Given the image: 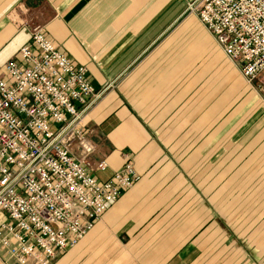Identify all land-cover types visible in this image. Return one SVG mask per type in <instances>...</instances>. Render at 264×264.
<instances>
[{"label": "crops", "instance_id": "obj_1", "mask_svg": "<svg viewBox=\"0 0 264 264\" xmlns=\"http://www.w3.org/2000/svg\"><path fill=\"white\" fill-rule=\"evenodd\" d=\"M33 25L105 90L98 177H140L51 264H264V103L199 20L179 0H0V67Z\"/></svg>", "mask_w": 264, "mask_h": 264}, {"label": "built area", "instance_id": "obj_2", "mask_svg": "<svg viewBox=\"0 0 264 264\" xmlns=\"http://www.w3.org/2000/svg\"><path fill=\"white\" fill-rule=\"evenodd\" d=\"M189 10L253 84L264 74V0H195ZM0 67V251L3 264H51L140 179L131 162L110 177L86 117L105 90L60 52L40 25ZM263 92L264 82L259 83Z\"/></svg>", "mask_w": 264, "mask_h": 264}, {"label": "rangeland", "instance_id": "obj_3", "mask_svg": "<svg viewBox=\"0 0 264 264\" xmlns=\"http://www.w3.org/2000/svg\"><path fill=\"white\" fill-rule=\"evenodd\" d=\"M195 0H179V3L184 6V9L186 10V15H194L190 12L189 10V6L194 2ZM183 9V8H182ZM195 16V15H194ZM231 62V61H230ZM232 63V62H231ZM232 65L236 66L240 72V66L239 64L237 63H232ZM223 73V71H222ZM246 82V81H245ZM261 82H264V74L258 79V81H255L253 82V84H249L247 83L249 86H251L258 94L259 96L261 97V99L263 100V103H264V97H263V92L261 91V88L258 87L259 83ZM6 257V256H5ZM4 257V258H5Z\"/></svg>", "mask_w": 264, "mask_h": 264}]
</instances>
